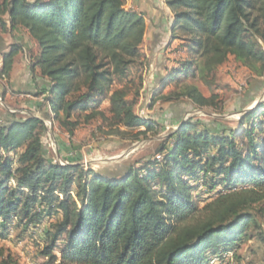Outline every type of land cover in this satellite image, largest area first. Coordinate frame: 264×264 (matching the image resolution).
Wrapping results in <instances>:
<instances>
[{
	"label": "trees",
	"instance_id": "1",
	"mask_svg": "<svg viewBox=\"0 0 264 264\" xmlns=\"http://www.w3.org/2000/svg\"><path fill=\"white\" fill-rule=\"evenodd\" d=\"M256 1L264 24V0ZM167 2L175 12L174 39L182 29L194 34L191 50L214 42L202 77L216 72L229 55L255 59L264 72V32L250 19L251 0ZM5 15L36 40L34 65L49 80L44 106L71 137L81 124L73 119L77 112L86 121L100 116L119 128L116 133L145 127L139 137L157 130L154 120L135 111L143 76L132 99L121 85L141 55L146 33L141 13L123 0H0L3 30ZM15 55V50L5 54L0 76H10ZM177 62L155 95L196 73L194 60ZM181 97L199 107L216 104V96L194 84L160 95L166 101ZM107 99L110 116L101 109ZM178 124L161 140L157 154L163 158L144 157L123 173L106 174L85 167L81 154L67 164L53 162L44 148L42 118L1 120L0 236L59 215L43 231L42 254L52 264H204L207 251L236 247L264 213V105L245 111L240 128L219 130L196 118ZM201 181L210 192L224 189L202 208L193 194ZM0 264H18L1 245Z\"/></svg>",
	"mask_w": 264,
	"mask_h": 264
},
{
	"label": "rangeland",
	"instance_id": "2",
	"mask_svg": "<svg viewBox=\"0 0 264 264\" xmlns=\"http://www.w3.org/2000/svg\"><path fill=\"white\" fill-rule=\"evenodd\" d=\"M123 1L127 9L135 10L143 15L147 27L146 21L149 15L132 5L129 7L131 0ZM163 2L169 6L167 0H163ZM258 5L256 0H251L248 12L251 21L256 23L259 29L264 32V24L260 18ZM171 10L173 12L174 25L175 12L172 8ZM10 25L13 27L11 23ZM176 34L178 39H174L172 32L171 44L167 47L169 48L167 53H163L164 56H167V61L173 62H177L181 58L194 60L197 64V71L189 77L185 76L176 82L172 81L169 86L167 85L169 87L168 91L165 92L166 87L162 90L163 93L167 94L173 91L178 94L184 90L186 85L194 84L201 88L208 97L216 96V104L199 107L185 97L166 101L160 98V95L163 94L162 92H159L158 95H153L151 92L143 95L142 92V99L135 107V111L142 117L154 120L158 128L139 137H137L138 131L145 130V127L139 129L122 128L120 129L121 133H116L112 131H116L119 128H112L109 121H105L100 116L86 121V114L82 112H77L73 116V119H79L81 124L71 137L60 126V120L55 118L50 109L42 106L40 114L34 112L32 115L41 116L46 124V130L42 135L46 155L53 162L58 161L62 164H67L57 160V158L61 157L67 161L66 159L74 157L76 154H81V163L84 166L85 160L88 161L87 168L92 167L98 172L106 174L123 173L130 164L134 165L136 161L158 153V148L164 137L162 136L164 124L167 122L175 125L177 122V126H179L178 123L182 119L196 118L219 130L225 127L240 128V118L249 107L257 102H259L257 106L264 105V72L258 71L260 63L257 60L249 59L244 61L229 55L227 60L218 66L216 72L202 77V68L209 57L215 53L214 42L211 40L204 44L203 47L191 50L189 46L193 45L194 34L185 32L182 29L177 31ZM34 41L36 42V40ZM140 52V58L132 66L130 76L124 79L121 84L126 86L131 99L135 97V93L140 87L142 76L144 81L142 91L145 88V84L147 86L150 82H153L151 77L154 59L151 56L149 44L145 43V37L140 45ZM34 57L31 60V66L39 68L34 65ZM5 89L8 90L6 86ZM174 96L176 98V95ZM1 100L0 98V102ZM109 106L110 101L107 105L104 102L101 106V109L106 111L107 116H110L108 113ZM145 108L149 110V115H143L145 114ZM25 144L26 142H23L22 147ZM208 180L211 181V178ZM199 184H203V182L201 181L195 185L196 188L193 194L201 208L217 197L218 192L223 189V187H218L210 192L208 183L207 185ZM260 207L263 208V205ZM58 217L59 215L49 218L45 217L39 226L32 225L26 229L24 227L11 228L7 236H0V245L5 247L7 254H10L18 264H52L49 263L48 257L42 254L46 245L43 231L49 228L51 222L56 221ZM258 224V226L252 225L249 228L248 237L240 241L236 247L223 248L216 253H213L212 250L207 251V260L204 264H264L263 212L258 216ZM62 244L61 242L60 246L55 250L58 255H60ZM59 263L60 261L55 264Z\"/></svg>",
	"mask_w": 264,
	"mask_h": 264
},
{
	"label": "crops",
	"instance_id": "3",
	"mask_svg": "<svg viewBox=\"0 0 264 264\" xmlns=\"http://www.w3.org/2000/svg\"><path fill=\"white\" fill-rule=\"evenodd\" d=\"M131 3H129V7L132 5L149 15L146 21L145 43L149 44L151 56L154 59L151 77L153 82L147 86L145 84L142 92L143 95L148 92L154 95L163 80L167 78L168 69L176 64V62L167 61V56L165 57L163 54L164 52L167 53L169 50L167 47L171 44L173 12L163 0H131ZM5 18L8 22L7 29L4 31L0 28V69L4 65L5 54L15 50L16 55L10 76L8 78L0 76V98L2 99L0 102V121L9 119L12 115L21 117L33 116L34 112L40 114L41 108L39 106L41 104L44 106L46 97L44 90L49 85V80L40 74V69L31 66L32 58L39 51L38 44L20 25L12 27L8 15H5ZM5 86L8 90L5 89ZM168 89L169 87L166 88L165 92ZM200 90L202 91L201 88ZM105 102L107 105L108 99ZM37 117L41 118V116Z\"/></svg>",
	"mask_w": 264,
	"mask_h": 264
},
{
	"label": "built area",
	"instance_id": "4",
	"mask_svg": "<svg viewBox=\"0 0 264 264\" xmlns=\"http://www.w3.org/2000/svg\"><path fill=\"white\" fill-rule=\"evenodd\" d=\"M143 115H149V110H147V109L145 108V114H143ZM176 129H177V124L175 125V124H171V123H168V122H167L166 124H164V132H163L162 136H166V135H168L170 132H172V130H176ZM156 157H161V158H163V155H162V154H157ZM57 160H60V161L66 162V163L69 162V160L65 161V160H63L62 158H57ZM84 164H85V167H87L88 161L85 160V163H84Z\"/></svg>",
	"mask_w": 264,
	"mask_h": 264
},
{
	"label": "water",
	"instance_id": "5",
	"mask_svg": "<svg viewBox=\"0 0 264 264\" xmlns=\"http://www.w3.org/2000/svg\"><path fill=\"white\" fill-rule=\"evenodd\" d=\"M258 103H259V102L255 103L253 106L249 107V108L247 109V111H249V110L255 108V107L258 105ZM60 158H61V157H60Z\"/></svg>",
	"mask_w": 264,
	"mask_h": 264
}]
</instances>
